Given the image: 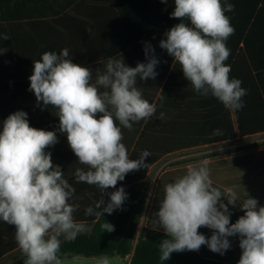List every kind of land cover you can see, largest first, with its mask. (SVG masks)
<instances>
[{
	"label": "clouds",
	"instance_id": "9594fccd",
	"mask_svg": "<svg viewBox=\"0 0 264 264\" xmlns=\"http://www.w3.org/2000/svg\"><path fill=\"white\" fill-rule=\"evenodd\" d=\"M174 5L171 16L180 21L188 18L191 27L176 24L159 46L180 64L198 94L211 95L230 110L242 109L247 90L241 80L229 78L231 66L224 63L231 51L226 41L235 32L225 12H233L235 6L227 0L223 5L221 0H174ZM149 51L154 53L151 45L145 47L146 57ZM158 62L152 55L147 63L129 67L123 58H109L103 71L96 69L93 82V70L73 63L67 48L59 54L46 51L33 61L29 90L38 103L57 109L59 131L66 134L78 161L88 166L87 170L76 169L78 183L96 185L103 192L115 188L127 173L146 166L144 160L151 153L144 150L138 159H130L121 143V126L131 131L133 122L155 114L156 104L144 99L136 85L137 77L145 81L156 77ZM165 118L161 112L159 119ZM212 135H222V131L215 129ZM57 142L56 132L31 127L22 110L3 121L0 220L15 226L16 241L27 257L24 264H60V237L74 240L83 231V225L73 217L79 205L69 203L75 188L64 178L60 166L53 165L51 153L45 151ZM208 164L205 159L198 166H189L185 175L164 186V198L154 214V223L168 237L158 245L160 260H169L174 252L198 251L202 245L223 254L230 248L228 237L238 234L242 249L238 264H264V206L258 207V201L248 196L240 204L245 214L230 223L228 204L237 205V193L232 188L222 193L214 187ZM126 198L123 187L110 193L103 212L112 214ZM103 203L102 199L94 202L85 214L102 216L98 209ZM202 226L215 230L210 238L198 233ZM101 227L114 230L107 222ZM100 264L109 261L103 258Z\"/></svg>",
	"mask_w": 264,
	"mask_h": 264
},
{
	"label": "crops",
	"instance_id": "0c3cea01",
	"mask_svg": "<svg viewBox=\"0 0 264 264\" xmlns=\"http://www.w3.org/2000/svg\"><path fill=\"white\" fill-rule=\"evenodd\" d=\"M227 3L235 6L233 12H225L235 29L226 46L234 53L224 63L231 66L229 78L241 80V86L247 90L240 110L225 108L211 95L198 94L185 78L180 64L159 46L167 38L165 33L176 24L183 22L191 27L188 18L180 21L171 16L174 0L166 3L162 0H4L9 11L7 18L0 21V49L6 50L0 52V132L3 121L21 110L27 113L31 127L56 132L58 142L45 151L51 153L53 165L60 166L64 178L75 188L69 203L79 205L73 213L75 222L83 225L79 233H89L98 218L86 215L87 207H94V202L102 199L104 203L98 209L102 212L110 193L137 182L143 185L134 204L140 196L145 201L132 249L142 227L165 233L154 223V214L164 198V186L185 175L189 166H198L205 159L209 161L213 186L222 193L227 188L237 193V205L228 204L230 223L245 214L240 204L248 196L258 201V207L264 206V89L259 84L260 80L264 81V0H227ZM147 45H151L154 53L149 51L146 57ZM64 48L69 50L73 63L93 70V82L96 69L103 71L109 58H123L129 67L147 63L152 55L159 61L156 77L146 81L137 77L136 85L144 99L156 104L157 110L147 120L133 122L131 131L121 126V143L132 160L138 159L144 150L151 157L156 153L161 155L149 165L127 173L115 188L103 192L96 185L76 181V169L87 170L88 166L78 161L66 134L59 131L57 109L38 103L34 92L29 90L33 61L46 51L59 54ZM257 52L261 53L257 55ZM243 68L248 69L249 75H240ZM161 112L165 113L164 120L159 119ZM215 129H220L222 135H212ZM140 175L142 178L134 181ZM126 193L134 197L135 192ZM221 200L228 203L225 197ZM214 231L207 226L198 229L206 238ZM228 240L230 248L223 254L212 252L207 245L194 252L208 260L238 264L242 254L240 237L237 234ZM131 256L132 251L123 258L114 257L129 264Z\"/></svg>",
	"mask_w": 264,
	"mask_h": 264
},
{
	"label": "trees",
	"instance_id": "16d2710c",
	"mask_svg": "<svg viewBox=\"0 0 264 264\" xmlns=\"http://www.w3.org/2000/svg\"><path fill=\"white\" fill-rule=\"evenodd\" d=\"M8 4H4V0H0V21L6 19L8 13ZM236 38V45L237 39ZM232 46H235L233 43ZM234 51H230V56L226 60V64L232 57ZM252 52H249V55ZM261 52H257L259 55ZM248 70V69H247ZM245 68L240 69V75H249ZM260 76V72H258ZM261 88L264 89V81H259ZM161 154L156 153L147 157L144 164L149 165L152 159H157ZM134 158V155H133ZM142 178L135 177L134 181ZM143 183L137 182L125 188V192L133 190V194L127 193L125 203L120 208L115 209L112 214L103 212L92 226L89 233H78L74 240H61L60 251L57 253L58 258H71L73 256L81 257H125L132 251V256L129 264H225L200 257L194 251L185 250L183 252H174L167 261L160 260V252L158 245L162 240L168 238L165 233L151 230L145 227L140 229L139 238L132 249V240L139 223L140 215L144 205V197L140 196L137 204L134 202L137 198V192L141 189ZM110 201V196L106 202V206ZM105 206V207H106ZM105 222L114 226V230L104 231L101 227ZM19 248L16 241V229L14 225L7 224L0 220V258L11 251ZM27 257L22 254L8 264H24Z\"/></svg>",
	"mask_w": 264,
	"mask_h": 264
},
{
	"label": "rangeland",
	"instance_id": "374dc122",
	"mask_svg": "<svg viewBox=\"0 0 264 264\" xmlns=\"http://www.w3.org/2000/svg\"><path fill=\"white\" fill-rule=\"evenodd\" d=\"M65 239L64 236L60 237V240ZM23 252L20 248H17L10 253L2 256L0 258V264H8L12 260L16 259L17 257L21 256ZM103 258L100 257H81V256H73L71 258H59L60 264H100ZM109 264H125V262L118 257L107 258Z\"/></svg>",
	"mask_w": 264,
	"mask_h": 264
}]
</instances>
